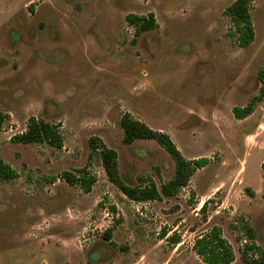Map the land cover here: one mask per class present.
Instances as JSON below:
<instances>
[{"label":"rangeland","instance_id":"1","mask_svg":"<svg viewBox=\"0 0 264 264\" xmlns=\"http://www.w3.org/2000/svg\"><path fill=\"white\" fill-rule=\"evenodd\" d=\"M234 1L0 0V159L18 173L0 178V264H204L194 241L214 226L233 264H245L246 226L264 249V0H252L245 48L229 35ZM150 13L158 29L137 37L126 17ZM125 114L209 164L175 197L131 201L92 138L117 152L130 185L160 188L175 163L155 141L125 144ZM32 117L59 127L62 149L11 141ZM65 173L97 182L86 193Z\"/></svg>","mask_w":264,"mask_h":264},{"label":"trees","instance_id":"2","mask_svg":"<svg viewBox=\"0 0 264 264\" xmlns=\"http://www.w3.org/2000/svg\"><path fill=\"white\" fill-rule=\"evenodd\" d=\"M251 5L252 0H235L224 11L232 24L229 35L241 48L250 46L256 38L250 14ZM126 21L134 28L137 37L144 32L158 29V24L152 13L147 17L131 14L126 17ZM256 101L257 98H254L253 102L246 108H234L235 117L242 120L250 116L254 111ZM8 119L9 116L0 111V128ZM120 127L124 133L123 142L125 144L131 145L135 141L144 140L155 141L170 155L175 163L173 177L167 183L162 184L160 188L153 181L143 179L136 186L130 185L124 181L120 173L117 152L108 148L101 139L92 138L90 140L91 151L99 154L108 180L131 201L148 203L162 201L164 197H175L189 185L196 171L206 167L210 162L208 158L187 160L170 135L151 129L145 123L134 119L130 114H125L121 118ZM11 141L23 145L47 144L58 149H62L64 146V136L59 127L35 117L30 118L27 130L13 136ZM17 177L18 173L0 159V178L5 181H13ZM63 177L71 185L79 184L82 186L86 193H90L93 185L97 182L95 177L89 176L87 173L81 176L65 173ZM207 204L208 202H205L201 208L202 213H205ZM246 231L249 242H246L243 249V262L245 264H264V249L250 242L255 238L254 230L246 226ZM166 236L167 232L164 231L163 237ZM170 241L174 244L181 243L180 238L174 236L170 238ZM193 250L204 264H233L236 260L232 245L223 236L222 229L218 226H214L198 236L194 241Z\"/></svg>","mask_w":264,"mask_h":264}]
</instances>
